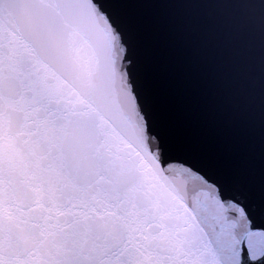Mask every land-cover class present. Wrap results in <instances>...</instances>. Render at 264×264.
<instances>
[{"label":"snow or ice","instance_id":"6c2138e0","mask_svg":"<svg viewBox=\"0 0 264 264\" xmlns=\"http://www.w3.org/2000/svg\"><path fill=\"white\" fill-rule=\"evenodd\" d=\"M0 264H264V0H0Z\"/></svg>","mask_w":264,"mask_h":264}]
</instances>
